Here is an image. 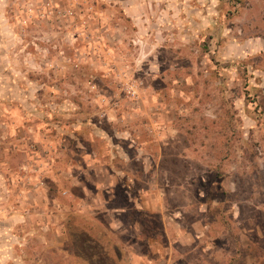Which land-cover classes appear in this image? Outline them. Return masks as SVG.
<instances>
[{
  "label": "rangeland",
  "instance_id": "obj_1",
  "mask_svg": "<svg viewBox=\"0 0 264 264\" xmlns=\"http://www.w3.org/2000/svg\"><path fill=\"white\" fill-rule=\"evenodd\" d=\"M14 94L59 159L25 264H264V0H0Z\"/></svg>",
  "mask_w": 264,
  "mask_h": 264
},
{
  "label": "crops",
  "instance_id": "obj_2",
  "mask_svg": "<svg viewBox=\"0 0 264 264\" xmlns=\"http://www.w3.org/2000/svg\"><path fill=\"white\" fill-rule=\"evenodd\" d=\"M9 98L8 104H0V264H25L26 245L32 241L46 249L64 242L59 234L50 241L44 233L50 206H58L59 172L54 167L59 159L51 161L42 155V148L51 141L31 118L32 107L25 109L14 102L17 94ZM21 114L28 116L24 123ZM52 182L56 196L51 195ZM37 212L45 216L36 220Z\"/></svg>",
  "mask_w": 264,
  "mask_h": 264
}]
</instances>
